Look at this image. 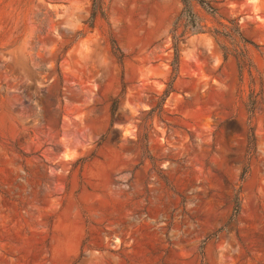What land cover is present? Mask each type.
Wrapping results in <instances>:
<instances>
[{
    "label": "rangeland",
    "instance_id": "374dc122",
    "mask_svg": "<svg viewBox=\"0 0 264 264\" xmlns=\"http://www.w3.org/2000/svg\"><path fill=\"white\" fill-rule=\"evenodd\" d=\"M205 1L0 0V264H264V0Z\"/></svg>",
    "mask_w": 264,
    "mask_h": 264
},
{
    "label": "trees",
    "instance_id": "16d2710c",
    "mask_svg": "<svg viewBox=\"0 0 264 264\" xmlns=\"http://www.w3.org/2000/svg\"><path fill=\"white\" fill-rule=\"evenodd\" d=\"M183 4V8L181 11L180 16L178 17V21L183 20L185 25V32L186 29H189L191 32H204V25L203 21L200 16H198L197 12L195 11V5H199L202 8H204L206 11H208L211 14L217 13V8L213 5H211L210 2L205 0H181ZM105 5L106 0H92V7H91V14L89 18V25L91 27L94 26L95 20L98 17V15H103L105 13ZM177 23H174L172 34H173V46L175 51V62H174V71H177L178 69V58H179V50H178V44L181 40V37L185 35V32L181 35H178L177 33ZM241 39L245 43H249L247 39L241 36ZM119 59H122L121 56H119ZM240 68L242 65H240ZM170 91L167 90L166 93Z\"/></svg>",
    "mask_w": 264,
    "mask_h": 264
},
{
    "label": "built area",
    "instance_id": "2783aa9c",
    "mask_svg": "<svg viewBox=\"0 0 264 264\" xmlns=\"http://www.w3.org/2000/svg\"><path fill=\"white\" fill-rule=\"evenodd\" d=\"M111 243L113 244L114 247L117 245L119 246V237H116L114 235V237L111 239Z\"/></svg>",
    "mask_w": 264,
    "mask_h": 264
}]
</instances>
